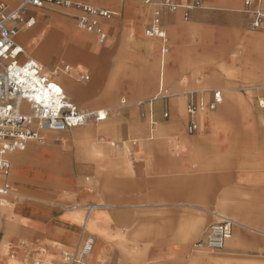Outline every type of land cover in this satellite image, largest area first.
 Returning <instances> with one entry per match:
<instances>
[{"label":"crops","instance_id":"0c3cea01","mask_svg":"<svg viewBox=\"0 0 264 264\" xmlns=\"http://www.w3.org/2000/svg\"><path fill=\"white\" fill-rule=\"evenodd\" d=\"M164 1L180 6L171 10L162 5ZM0 2L14 7L19 0ZM196 2L199 6L187 12L182 7ZM91 3L111 12L107 18L98 17V26L106 33L104 42L99 41L98 33L77 25L82 11L75 6L45 4L39 8L29 7L25 16H33L34 24L30 27L24 23L11 25L19 27L15 40L23 49L20 58H33L27 56L23 44L35 49L37 58L44 62L33 59L41 64L44 73L61 85L65 95L68 85L71 86L73 93L66 97L75 103L82 101L83 86L72 85L66 76L60 77L59 72L66 74L67 71L57 64V60L59 57L74 59L73 53L66 48L67 41L72 37L103 44L94 61L95 74L89 85L95 89L88 94L89 98L102 94L99 105L108 103V97L106 91H101L105 85L98 83V75L110 76L120 55H145L142 48L133 51L128 46L127 29L131 24L137 25L138 34L139 26L147 23L148 27L158 9L161 26L173 35L168 62V69L173 73L169 85L173 88L172 98L171 102L167 101L169 112L164 111L160 115L153 109V104L158 110L166 103L161 96L164 65L170 53L166 34L168 50L164 54L162 40L151 37L160 43L159 80L158 67L136 62L133 80L125 82L123 90L128 102L136 103L137 107L128 114L119 112L113 115L124 121L116 131L124 135L121 145L132 142L129 158L108 162L106 183L100 182V176L96 178L93 175L91 178L92 199H106L115 212L140 217L138 244L114 242L124 253L125 263L264 264V232L259 229L264 227V28L258 32L250 27L251 15L244 10L242 0H91ZM258 6L264 9V0ZM251 7H257V4L253 3ZM185 13L187 19L184 18ZM24 32L27 36L21 34ZM35 37H43V40L38 43V39L34 41ZM239 42L242 57L235 63V57L228 52ZM248 45H251V52H248ZM209 60H214L216 65L224 64L222 68L233 77L222 73L215 65L212 67ZM155 66L158 65L155 63ZM145 73L151 75L146 77ZM76 74L87 75L89 79V74ZM57 77L61 78V83L55 79ZM203 81L220 84L224 89L186 92L187 87ZM214 89L222 93V101L215 109L222 103L223 106L220 110L198 113V129L192 134L187 133V113L184 127L185 95L187 107L192 95L209 101ZM255 93L258 94L253 105ZM120 94L118 91L116 96L121 103H125L126 98ZM170 103L173 115H170ZM97 109L106 112L105 119L100 121L109 119L105 106L81 110ZM207 111L209 113L202 120L200 115ZM145 123L147 136L143 137ZM131 135L134 137L129 140ZM107 143L99 152L103 157L107 156L115 142L107 140ZM22 150L8 155L10 176L13 161L20 162L24 156ZM10 176L8 205H0L1 209L10 208L11 197L18 196L10 184ZM13 203L18 205L20 201L17 199ZM100 205L93 203L83 208L86 213L79 227L80 212L67 213L62 208L40 202L16 207L15 215L27 222L1 224L0 221V264H27V260L34 255L40 257L34 261L59 264V254L78 249L87 235L93 238V245L85 262L116 264L112 258L103 261L105 252L102 248L106 243L89 232L88 227H92L95 218L97 220L95 209ZM222 216L235 220L237 225L232 228V234L222 249L208 250L199 242L204 240L208 227ZM123 231L126 236L128 229L124 227ZM74 239L77 240L75 245L61 251ZM108 242V247H111V242ZM132 247H138V251L132 252Z\"/></svg>","mask_w":264,"mask_h":264},{"label":"rangeland","instance_id":"374dc122","mask_svg":"<svg viewBox=\"0 0 264 264\" xmlns=\"http://www.w3.org/2000/svg\"><path fill=\"white\" fill-rule=\"evenodd\" d=\"M250 24V23H249ZM147 23H144L139 26V33H136V24H131L127 29L129 36V47L133 48V51H138L143 49L145 55L136 56V55H120L116 61V69L113 73L109 75H98V83L105 85L102 87L101 91H106L108 97V103L99 105L98 100L103 97V95L96 96V98H89L88 94L95 88L89 86L91 84L92 78H94V67L97 55L103 49V44L98 45L95 42L91 43L90 41H82L79 38H70L67 41L66 48L71 51L74 55L73 60L65 59L64 57H59L57 64L61 67L69 66V71L66 74H61L59 76H66L72 82V85H82L83 86V97L81 103H75L71 100L70 94L73 93L71 86L68 85L66 95L69 96L68 99L75 103L78 109H93L97 106H105L109 111V119L106 121H94L93 117L91 121L87 124L79 126L77 128H68L63 131H53V130H43L41 131L40 139L32 140L27 143L26 147L22 152H24L23 158L20 162H15L13 170L11 171L10 184L13 188L16 189V198L11 197V206L8 209L0 208V219L1 224L13 223V224H22L27 222L23 217H17L15 215L14 209L18 206L27 207L33 205L34 203H47L49 205L57 206L67 211L71 212H80V220L78 227L81 224V221L86 213V210L83 209L86 206H90L93 203L101 204L98 206L95 211L97 214V220L95 218L92 227L89 228V232L95 235V237L104 240L106 243L105 247L102 248L105 252L103 254V261H106L108 258H112L113 262L116 264H126L124 259V253L120 251L119 245L115 244V241L138 244L139 240V216L119 214L110 208V203L106 199H92L91 197V181L92 176L98 178L100 176L101 181L106 183L109 161L113 160H123L128 159L129 154L132 149V142L128 141L125 143V146L121 145V141L124 138V135H119L117 129H119L120 124L124 123L123 120H118L116 117H113L114 113H129L133 111L134 107H137L136 103H130L127 100L123 86L125 82H130L133 80V75L135 74V64L140 62L144 66H153V68L158 69L157 79L159 80V40L156 38L147 37L145 35ZM35 26V25H34ZM33 26V27H34ZM32 27V28H33ZM250 27L255 31L261 32L262 28H255L250 24ZM29 28L28 30L32 29ZM166 29V28H165ZM261 30V31H260ZM169 39L170 53L167 57V62L164 65V79H163V92L161 96L165 99L164 105L158 107L153 104V109L155 112H159L160 115L167 109V101L171 102V92L173 88L169 87L173 77V73L168 69V62L170 61V55L173 47L172 34L169 30H165ZM24 36L27 34L21 33ZM133 35L136 38L133 39ZM38 43L43 40V37H35L34 41ZM25 50L28 52L27 56L38 59L40 62H44L43 59L37 58V53L35 49L32 50L23 44ZM208 52V51H207ZM248 52H251V45H248ZM228 54L235 57V63L238 62L242 57V47L241 42L236 45L235 48L230 49ZM212 67L214 65L221 70L222 73L227 76H232L227 73L226 69L222 68L223 65H216L214 60H209ZM156 65L158 66H155ZM156 69V70H157ZM76 72L82 74H89V79L84 80L80 79L79 75ZM71 74V77L69 76ZM261 74V72H259ZM150 73H145V76H150ZM55 78L59 83H61V78ZM233 77V76H232ZM80 79V81H76ZM105 81V82H104ZM119 86L122 88L118 89ZM223 88L220 84H212L198 82L193 86L186 88V92L203 89L208 90L210 88ZM185 89V88H184ZM120 91L124 98H126L125 103H121V99L116 96V93ZM262 91V90H261ZM258 92V91H256ZM253 94V105L256 102V95ZM260 94V93H259ZM225 95H227L225 93ZM143 98V97H142ZM139 98V99H142ZM128 102V103H127ZM170 115H173V105L170 103ZM223 106V103L220 104L215 110H220ZM186 95L184 100V127L186 121ZM145 112L147 110V104H145ZM251 110V108H250ZM209 111L205 112L203 115H200V118L203 120L205 115ZM176 117L178 113L175 112ZM254 114V113H251ZM136 122H139L138 120ZM128 123H131L128 121ZM133 123V121H132ZM145 132L141 135L146 137V123L144 124ZM159 127V122H158ZM91 130V131H90ZM134 135H131L129 140H131ZM107 140H111L114 145L110 146V152L107 156L103 157L100 150L103 146H106ZM11 154H9L10 156ZM11 162V161H10ZM19 168L17 169V165ZM17 169V172L15 171ZM20 170V171H19ZM19 171V173H18ZM13 199V200H12ZM17 199L20 203L14 204L13 201ZM75 229L74 233L78 231ZM124 227L128 229V234L125 236ZM134 229V230H130ZM262 230L261 228H259ZM94 237V242H95ZM108 241L111 242V247H108ZM77 242L76 239L69 242L68 246L62 247L61 251L68 250L70 247L75 245ZM95 244V243H94ZM130 250L132 252L138 251V247H132ZM211 252V251H210ZM40 258L39 256H32L27 260V264H31L35 259ZM42 259V258H41ZM93 259L91 258V261ZM48 264V263H47ZM59 264H61V255L59 254Z\"/></svg>","mask_w":264,"mask_h":264},{"label":"built area","instance_id":"2783aa9c","mask_svg":"<svg viewBox=\"0 0 264 264\" xmlns=\"http://www.w3.org/2000/svg\"><path fill=\"white\" fill-rule=\"evenodd\" d=\"M244 10L251 15L250 24L255 28H264V9L258 6L261 0H242ZM257 7H251V4ZM45 4L58 6H75L81 9L77 25L86 31H94L99 41L104 42L106 33L98 26V17H109L107 9L92 5L91 0H19L10 7L0 2V205L7 206V196L11 193L8 179L11 162L8 155L15 150H22L30 140L40 139V131L47 129L63 131L68 128L85 125L92 118L90 112L80 110L63 94L57 82L43 72L41 64L33 58L21 59L22 47L16 42L15 36L19 27L11 23H24L27 27L34 24L33 16L26 17L29 7L39 8ZM163 6L175 10L180 5L164 1ZM199 4H184L190 10ZM187 19V13L184 14ZM145 35L162 40V53H166V32L160 24L159 10L156 9L151 24L146 28ZM68 72L69 66H65ZM80 79H88L87 75H79ZM212 98L205 101L191 96L187 103V133L192 134L198 129L196 116L205 110H213L222 101V93L218 89L211 91ZM166 116V114H165ZM237 222L229 217H220L212 223L199 243L208 250H220L232 234ZM264 232V227L262 229ZM92 237L86 236L78 249L63 251V264H87L85 257L92 246ZM31 264H44L33 261Z\"/></svg>","mask_w":264,"mask_h":264},{"label":"bare ground","instance_id":"6f19581e","mask_svg":"<svg viewBox=\"0 0 264 264\" xmlns=\"http://www.w3.org/2000/svg\"><path fill=\"white\" fill-rule=\"evenodd\" d=\"M63 70H65V68H63ZM58 84V83H57ZM60 87H61V85L60 84H58ZM62 88V87H61ZM63 94H64V96H65V98H67L66 97V95H65V93H64V91H63ZM68 99V98H67ZM70 101V100H69ZM71 102V101H70ZM73 105H75L73 102H71ZM77 107V106H76ZM103 109V108H102ZM102 109H97V110H90V111H85V110H83V111H85V112H90L93 116V119L94 120H97V121H100V120H103V119H105V117H106V112L104 111V110H102ZM81 110V109H80ZM91 120V119H90ZM89 120V121H90ZM74 128H77V127H74ZM16 151H18V150H15V151H13V152H11L10 154H13L14 152L16 153ZM15 156V155H14ZM96 205V204H95ZM92 242H93V238H92ZM92 245H93V243H92ZM91 248H92V246H91ZM91 250V249H90ZM90 252V251H89ZM89 254V253H88Z\"/></svg>","mask_w":264,"mask_h":264}]
</instances>
